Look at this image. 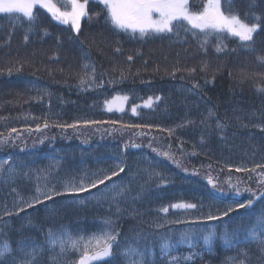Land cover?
<instances>
[{
	"label": "trees",
	"instance_id": "trees-1",
	"mask_svg": "<svg viewBox=\"0 0 264 264\" xmlns=\"http://www.w3.org/2000/svg\"><path fill=\"white\" fill-rule=\"evenodd\" d=\"M197 2L192 5L198 7ZM34 11L37 20L31 25L22 14H0V133L7 136L11 128L19 132L18 136L13 134L14 140L0 144V160L11 156L21 165V173L33 170L28 177L18 176L14 183L5 184L0 177V213L5 211V205L12 209L17 193L27 198L37 185L45 183L48 187L55 185L56 191L61 192V182L73 176L78 181L80 174L91 175L101 168L114 170L121 158L125 171L113 180L128 184L131 192L120 199L123 211L119 214L110 200L90 199L97 193V189H92L90 193L57 196L52 202L4 217L0 220V245L7 240L15 249L22 237L30 238L29 244H43L50 228L92 234L110 216L116 221L114 227L120 230L121 239L133 231L151 234L153 239L170 233L178 239L182 231L202 233L215 227L217 237L210 248L204 245L201 235L195 248L187 243L176 244L172 255L195 254L192 261L181 260L180 264H226L236 249L224 245L219 234L225 223L229 229L238 224L241 215H245L246 224L245 210H237L219 222L175 221H191L209 212L218 215L228 206L243 203L249 198L247 193L242 198L222 196L219 189L227 192L226 183L233 176L244 180L238 185L241 189H255L257 173L264 171L235 170L264 165V128L258 127L264 125V92L256 90L257 86L264 87V60L258 59L264 58V21L255 34L253 50H248L227 34L212 35L205 43L202 35L193 36L180 25L173 33H150L144 37L118 30L106 21V9L95 1L88 3V16L82 19L79 34L72 32L70 25L53 20L39 6ZM232 11L241 18L248 11L264 14V0L251 10L249 0H234ZM84 63L95 68L91 87L79 84ZM87 71L91 72V67ZM194 84L199 87L193 88ZM116 95L129 97L127 107L122 112H108L104 102ZM149 96L161 97L150 109L142 106ZM133 104L141 105L137 114L131 111ZM209 109L214 115L205 119ZM45 120L50 125L47 129L43 128ZM85 120L104 123H81L77 129L55 126ZM187 120L193 123L178 127ZM218 120L225 125L222 130L216 127ZM37 124L40 131H35ZM169 128L174 129L172 135L160 130ZM133 143L141 147H124ZM153 148L157 151L153 152ZM163 152L170 153L179 167L157 154ZM53 159L61 162L60 167L45 181L39 170L47 169ZM192 170L198 175L190 173ZM152 171L162 173L167 183L150 177ZM208 176L216 181V189L207 183ZM141 186V198L132 200ZM12 188L17 191L12 192ZM100 191H104L103 186ZM78 200L84 203H77ZM178 201L197 204L198 208L170 209L167 214L158 211ZM260 206L257 204L253 211ZM53 208L54 215L49 211ZM157 224L163 227L157 228ZM251 247V264H260L255 245ZM45 249L43 264H52L48 257L59 248L52 252L45 245ZM77 258L70 251L59 258L58 264H72ZM119 259L117 256L93 264H118ZM153 259L164 264L158 246L153 248Z\"/></svg>",
	"mask_w": 264,
	"mask_h": 264
},
{
	"label": "snow or ice",
	"instance_id": "snow-or-ice-1",
	"mask_svg": "<svg viewBox=\"0 0 264 264\" xmlns=\"http://www.w3.org/2000/svg\"><path fill=\"white\" fill-rule=\"evenodd\" d=\"M90 0H67L66 6L62 9L54 0H0V14H7L11 17L13 14H22L28 22L34 24L37 20L34 9L38 5L39 8L44 9L51 15V18L58 21L63 25H70L71 31L79 34L81 30V19L88 16L87 5ZM96 3L102 5L106 9V21L110 22L114 28L125 32L131 31L132 33L138 32L141 37L150 33L162 34L173 33L177 25H180L184 31H191L193 36L200 34L204 37V42L212 35L227 34L229 37L238 38L241 46L245 49L253 50L255 41V34L258 30L262 29L261 21H264V14L255 11H248L245 17L241 18L238 12L232 11L234 0H204L203 6L200 10L193 11L190 6V0H95ZM260 0H249V9H254L259 6ZM70 5V8L67 6ZM19 18V17H17ZM249 20L253 22H249ZM31 30V27L30 29ZM46 32V30H44ZM28 35L25 34L24 40H28ZM220 51L221 49H217ZM119 51V49H117ZM129 60L132 57H128ZM264 60V58H258ZM91 67L92 71L88 72L87 69ZM82 68L85 70L84 74L79 79V84L83 87L87 84L89 87L92 85L93 76L95 73L94 66L84 63ZM11 72V70H9ZM193 71V70H189ZM174 74V73H173ZM198 84H194L193 88H198ZM258 92H264V87L257 86ZM129 100L127 95L113 96L111 100H105L104 105L108 112L113 110L122 112L124 110V103ZM161 100L160 96H149L143 101L144 108H152L155 101ZM141 105L133 104L131 111L137 114L138 108ZM214 115L211 109L208 111V117ZM81 123L85 126L93 124H102V121H75L72 124H56V127L77 129ZM110 123L116 124L117 121ZM193 121L187 120L178 127H183L186 124H191ZM201 123H204L202 120ZM49 123L45 120L43 128H49ZM126 127L136 128H153V125H126ZM159 128V126H155ZM216 127L223 129L225 125L219 120ZM264 128V125H258ZM31 131L32 129H28ZM41 126L36 125L35 131H40ZM167 131L169 135L174 133L173 128L160 129ZM13 134L19 135L16 128H11L7 136L0 133V144H7L10 139L14 140L16 137ZM203 140V137L201 138ZM87 143V141H84ZM43 143V141H41ZM151 146V145H149ZM125 148H139L138 144H125ZM156 152V149H152ZM172 160L179 167V162L168 153H157ZM195 155V152H193ZM61 162L53 159L52 163L47 169L39 170L42 172L43 179L49 180V177L54 175L55 171L59 169ZM126 164L121 158L113 169H98L89 175L87 172L79 175L77 181L76 176L71 180H65L62 183L63 190L56 191L55 185L48 187V183L43 186L37 185L34 193L29 197L20 196L17 193V199L13 201L11 210L5 205V211L0 213V220L4 217H11L12 215H19L26 209L34 208L37 205H44L45 202H52L57 196L65 194L78 195L80 193H90L92 189H97L96 194H92L90 199L97 201L110 200L112 204L116 205V213L119 214L123 211L119 205V201L126 193L131 192L128 184L123 182L116 183L113 178H119L120 174L125 171ZM21 165L17 164L11 156L6 159L0 160V177L3 178L5 184L14 183L18 176L21 174L28 177L33 171L29 169L21 173ZM264 168V165H256L252 169L236 168L237 172H256L257 169ZM187 171V169H184ZM198 175V173H193ZM257 188L244 187L241 189L239 181L234 184L229 177L227 181L228 191L225 192L220 188L222 196L232 194L236 197L242 198L243 193H247L249 198L244 200L243 203H235L228 206L226 210L219 211L218 215H213L211 212L206 216L201 215L191 221L177 220L175 223H191L196 224L201 220L207 221H221L230 218L231 214L237 210H245L247 223L245 224V215H241L240 222L232 229L228 228L225 223L224 230L219 234V239L230 249H236V254L227 258L226 264H251L253 258L252 245H255V250L259 255L256 257L260 264H264V171L257 173ZM155 176L160 180L161 184L167 183L166 178L160 172H150V177ZM39 178V177H38ZM251 179V177H249ZM207 183L213 189L218 187L216 181L211 177H207ZM103 186L104 191L101 192L100 188ZM16 192V188L11 189ZM141 191L137 192L132 200H139L141 198ZM77 203H84L83 200L76 201ZM260 204V208L256 211V205ZM199 207H203L200 205ZM198 205L184 201H178L161 207L158 211L167 214L170 209L172 210H194ZM51 214H55L56 210L50 209ZM31 224V220H28ZM116 221L110 216L102 220V227L98 232L92 234H73L72 232L61 228L48 229L46 239L43 244H37L32 241L28 243V237H22L17 242V247L12 248L11 244L5 240L0 245V264H38V261L43 264L42 258L45 252V245L47 249L55 252L58 246L59 251L54 255H49L48 259L52 264H58L59 258L63 257L68 252H74L78 258L72 264H93L94 261L114 260L119 256L118 264H157L153 259V248L159 247V255L164 258V264H180L181 260L187 262L194 259V253L188 255H172L175 251L176 244L187 243L190 247H196V240L202 235L204 245L211 247L212 241L217 237L216 228H208L206 231L198 232L195 230H186L178 234V239H174L170 233L157 235L154 239L151 234L144 233L143 231H133L129 235H124L121 239V232L115 228ZM171 223V221H168ZM157 228L163 225H156ZM248 245V247H244ZM115 249V250H114Z\"/></svg>",
	"mask_w": 264,
	"mask_h": 264
},
{
	"label": "rangeland",
	"instance_id": "rangeland-1",
	"mask_svg": "<svg viewBox=\"0 0 264 264\" xmlns=\"http://www.w3.org/2000/svg\"><path fill=\"white\" fill-rule=\"evenodd\" d=\"M90 1H95V0H90ZM195 0H190V6L192 7V10L193 11H197V10H200L201 8H202V6H203V2H204V0H198V2L196 3V5L198 4L199 6L198 7H196V6H194V5H192V3L194 2ZM54 2L55 3H57V5L58 6H60L62 9H64V7L66 6V3H67V0H54ZM194 4V3H193ZM38 6V5H37ZM69 8H70V5H67ZM87 10H88V5H87ZM84 18V17H83ZM82 18V19H83ZM82 19H81V21H82ZM129 32H131V31H129ZM136 33H138V32H136ZM238 39V38H237ZM120 96H123V95H120ZM111 100V99H110ZM124 110L126 109V107H127V103L125 102L124 103ZM113 111H115V110H113ZM190 173H196L194 170H192ZM229 179V178H228ZM243 180V179H242ZM242 180H238L237 178H236V176H233L232 177V179H231V181H232V183H234V184H236L238 181L240 182L239 184H241V183H243V181ZM227 184V183H226ZM255 186H256V188H257V182H255ZM248 186V185H247ZM227 188H228V185H227Z\"/></svg>",
	"mask_w": 264,
	"mask_h": 264
}]
</instances>
